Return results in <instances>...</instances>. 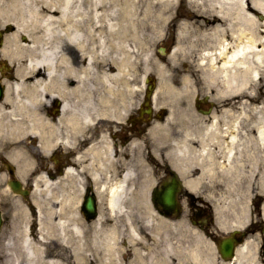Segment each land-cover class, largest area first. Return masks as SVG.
<instances>
[{"label": "flooded vegetation", "instance_id": "af4514ba", "mask_svg": "<svg viewBox=\"0 0 264 264\" xmlns=\"http://www.w3.org/2000/svg\"><path fill=\"white\" fill-rule=\"evenodd\" d=\"M9 26L0 22V55L16 50L7 43L15 32V26ZM27 41L19 36L21 44ZM18 75V63L0 57V105L10 114L0 131V264H203L213 249V257L232 263L248 241L256 244V263L264 264L263 182L243 177L234 190L238 145L231 152L232 163L229 159L232 134L239 130L234 122L241 114L240 95L222 96L219 101L211 92L178 102L165 96L156 101L157 80L146 79L138 65L132 76L108 85L106 124L93 120L75 126L62 117L64 104L68 116L79 111L71 107L82 100L78 94H68L66 100L45 98L35 109L19 108L23 101L7 99L15 92L10 84ZM63 82L73 88L77 77ZM33 116L48 125L41 131L32 129V122L37 123L29 121ZM17 119L22 125H14ZM213 121L218 125L212 127ZM15 129L25 135L12 136ZM51 139L55 143L47 146ZM41 177L58 184L59 198L48 200L35 193V181ZM119 184L124 186L123 208L130 213L136 235L129 230L128 216L109 214V190ZM234 194L236 203L228 207ZM239 196L249 197L244 211L237 203ZM145 197L157 216L155 224L144 222ZM166 197L175 198L177 206L163 205ZM37 202L57 210L54 222L67 221L64 233L52 227L43 236ZM89 202L96 207L95 215ZM70 219L84 227L81 244ZM99 219L103 230L116 228L120 257L94 260L103 251L93 241L92 227ZM26 221L33 244L42 248L40 257H26L22 250ZM83 254L90 257L82 262Z\"/></svg>", "mask_w": 264, "mask_h": 264}, {"label": "bare ground", "instance_id": "6f19581e", "mask_svg": "<svg viewBox=\"0 0 264 264\" xmlns=\"http://www.w3.org/2000/svg\"><path fill=\"white\" fill-rule=\"evenodd\" d=\"M179 1L0 0V16H3L0 19L16 26V31L7 37L8 45H15L16 50L3 54L10 62L18 63L19 69L17 80L10 84L15 92L10 93L7 99L12 96L16 101H23L19 108L35 109L37 102L45 98L62 97L66 100L68 94H78L82 100L71 107L79 111L71 112L72 115L68 116V105L64 104L62 120L65 118V121L75 126L90 124L93 120H101L106 124L108 85L132 76L133 68L140 65L139 59L144 65L145 77L152 72L157 76L159 85L154 94L156 101L165 96L169 101L178 102L194 95L196 79L199 77H195L194 70L180 69L184 62L191 64L196 60H199L198 67L202 72L200 79L206 84H222L225 87L221 91L223 93H228L230 89V93L253 97L260 80L264 78V20L260 21L257 14H264V0H188L189 7L175 12ZM176 13L190 17L175 22L174 45L168 59L163 61L148 48L153 39L150 36L165 35L166 38ZM144 28L152 30L147 37L143 36ZM21 35H27L29 43L21 44ZM181 57L186 60L181 61ZM42 70L46 72L45 75ZM62 76L63 80L77 77L76 86L67 87L63 80H59ZM28 80L32 81L26 85ZM242 106L249 109L235 118L234 126L239 127V130L233 132L229 146L230 163L233 158L231 152L237 145L240 149L234 164L238 171L234 168L232 176L236 180L234 190L243 177L249 181L258 177L263 182L264 192V100L261 105L248 103ZM176 112L175 108L171 110L172 114ZM8 115L4 106L0 105V131ZM248 116L249 119L245 120ZM35 119L37 123L32 122V129L39 128L41 131L48 125L40 117L33 116L29 121ZM36 124L41 127H35ZM14 125H22L21 120H15ZM217 125V121L211 123L212 127ZM23 130L36 133L25 128ZM24 131L15 129L12 136L25 135ZM53 132L56 133L55 130ZM69 140L68 136L67 142ZM53 142L55 139L46 145L50 146ZM181 149L185 151L184 147ZM183 151L181 155L185 156ZM246 166L250 170H246ZM56 188L58 184L45 177L35 181V193L47 196L48 200L61 196L55 192ZM123 191L122 184L111 187L108 205L114 215L121 213L129 218L130 213L123 208ZM235 197L236 194L228 199V207L236 203ZM247 200L248 196H239L237 199L238 205L244 207L243 211ZM145 202L144 222L155 224L157 216L148 204L147 197ZM38 208L43 236V232L51 231L52 227L62 233L66 231V220L53 221L56 209L50 206L44 208L39 203ZM128 218L129 230L136 235V227ZM70 222L72 229L80 233L81 244L84 227L82 224L76 226L72 219ZM100 224L101 219L92 227V233L94 242L102 245V260L120 257L117 255L120 250L116 249V228L112 227L107 232ZM23 228L21 247L25 256L40 257L42 248L33 244L27 221ZM255 247L256 244L248 241L238 249L232 263H224L219 257H213V249L212 255L205 257L203 264H257Z\"/></svg>", "mask_w": 264, "mask_h": 264}, {"label": "rangeland", "instance_id": "374dc122", "mask_svg": "<svg viewBox=\"0 0 264 264\" xmlns=\"http://www.w3.org/2000/svg\"><path fill=\"white\" fill-rule=\"evenodd\" d=\"M185 7H189V3L187 2V0H180L179 6H178L177 10L175 9V12L176 11L179 12L180 10H183ZM257 14H259V13H257ZM186 17L189 18L190 15H187ZM186 17H184L183 14L178 15L176 13V15H175L176 19H175V21L172 22V24H173L172 27L167 30L166 38H165V35L162 37H154L152 35L150 36L153 39H152V44L148 48L150 49V51H152L154 53V55L157 58H161L163 61L168 59V57L170 55V49L174 45V41H175V29H176L175 28V22H178L179 20H182ZM1 22H3V20H1ZM144 30L145 31H143V36L146 35V37H147L152 33V30L150 28H144ZM161 47H164L166 49V53H163L162 51H160ZM3 57H5V56H3ZM139 60H140L139 64L141 67H143V73H144L145 72L144 65L141 63L142 60L141 59H139ZM185 60L186 59L181 57V61H185ZM198 63H199V60H196V61L192 62L191 64L184 62L183 63L184 65L182 64L181 69H180L181 71H183V70H194L195 77H199L198 79H196L197 83L195 84V86L198 90L196 92H199V94L208 93V92L211 94V92H213L216 94L218 100H220V101H221V96L226 95V94H230V89H228V93L221 92L225 88V87H223L224 85H222V84L218 85L217 84L215 86H213V85L210 86V85L206 84L202 79H200L202 76V72H201L200 68L198 67ZM148 76L152 77V78H157L156 74L153 72ZM250 97L251 98H248L247 94H244V95L242 94V96L239 99L240 104L241 105H243V104L248 105V103H249L250 105H254V104L261 105V103L264 100V78H262L260 80V86L257 88L256 94L253 95V97L252 96H250ZM247 108H244L243 106H241L240 110H241V112H244V111H247ZM248 112H249V110H248ZM244 119L248 120L249 116L244 118ZM102 213H103V206H102ZM109 214L112 215L111 212ZM48 232H50V231H48ZM101 256H102V254H98V258L97 257H93V258H94V260L98 261L99 257H101ZM89 257H90L89 255L83 254L81 261L82 260L84 261L85 259L87 260V258H89Z\"/></svg>", "mask_w": 264, "mask_h": 264}, {"label": "water", "instance_id": "95a60500", "mask_svg": "<svg viewBox=\"0 0 264 264\" xmlns=\"http://www.w3.org/2000/svg\"><path fill=\"white\" fill-rule=\"evenodd\" d=\"M164 201L167 205H170L174 201V199L172 200L170 197H166V199H164ZM0 222H1V218H0Z\"/></svg>", "mask_w": 264, "mask_h": 264}]
</instances>
